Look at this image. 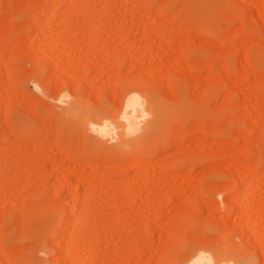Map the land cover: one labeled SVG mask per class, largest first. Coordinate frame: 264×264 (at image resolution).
<instances>
[{
  "label": "rangeland",
  "instance_id": "obj_1",
  "mask_svg": "<svg viewBox=\"0 0 264 264\" xmlns=\"http://www.w3.org/2000/svg\"><path fill=\"white\" fill-rule=\"evenodd\" d=\"M54 1L0 0V264H264V0Z\"/></svg>",
  "mask_w": 264,
  "mask_h": 264
},
{
  "label": "bare ground",
  "instance_id": "obj_2",
  "mask_svg": "<svg viewBox=\"0 0 264 264\" xmlns=\"http://www.w3.org/2000/svg\"><path fill=\"white\" fill-rule=\"evenodd\" d=\"M148 2V0H144V2L147 4V2ZM63 2V0H55L54 1V3L50 6V13H52L51 14V16L49 17V15H48V17H46V18H50L49 20L51 21V25L53 26V20H54V18H55V15H56V13L57 12H55V14H54V11L57 9V7H59L60 5H61V3ZM138 3V2H137ZM144 3V4H145ZM94 4V3H93ZM140 5H143V4H140ZM158 5H161L160 3H158ZM94 6V5H93ZM136 6H138V5H136ZM162 6V5H161ZM164 6H165V4H164ZM141 7H144V6H141ZM157 7V6H156ZM155 7V8H156ZM160 7V6H159ZM86 9V8H85ZM161 9V8H160ZM160 9H158V11L160 10ZM156 10V9H155ZM72 11V10H71ZM92 12V11H91ZM156 12H157V10H156ZM155 12V13H156ZM151 13V12H150ZM154 13V14H155ZM158 13V12H157ZM176 12H173V14H175ZM91 14V13H90ZM159 14V13H158ZM172 14V13H171ZM172 14V15H173ZM157 16V15H156ZM45 18V16H44V18L43 19H46ZM155 18H157V17H155ZM48 20V19H47ZM46 20V21H47ZM152 20H154V19H152ZM38 21H39V18H38ZM41 21H42V19H41ZM45 21V22H46ZM50 23V22H49ZM152 23V22H151ZM150 23V24H151ZM39 31H42L43 29H45L46 27H45V23L42 21L41 22V24H39ZM248 26H250V25H248ZM244 30V29H243ZM42 32H45V31H42ZM245 32V31H244ZM59 33H61V32H59ZM54 34H56V33H54ZM60 35V34H59ZM55 36V35H54ZM42 37V36H41ZM43 38H45V37H43ZM40 40L41 39H39V42H40ZM43 41V40H42ZM43 44V43H42ZM1 52H2V50H1ZM132 58V57H131ZM246 64V63H245ZM247 65V64H246ZM219 66V65H218ZM217 66V67H218ZM222 68V67H221ZM246 68V67H245ZM247 68H249V66L247 67ZM246 68V69H247ZM56 69V68H55ZM246 69L245 70H243L242 69V71H244V72H242V73H246L245 71H246ZM222 70V69H221ZM219 70L217 69V72H218ZM249 71H251L250 70V68H249ZM249 71H248V73H249ZM226 73V72H225ZM224 74V73H223ZM250 75V74H249ZM80 77H83V76H80ZM69 79V78H68ZM80 79H84V78H80ZM79 79V80H80ZM78 80V79H77ZM76 80V81H77ZM78 80V81H79ZM85 80H83V82H84ZM134 97V96H133ZM174 99V98H173ZM229 99H230V97H229ZM260 99V98H259ZM228 100V97H227V99H226V101ZM142 101V100H141ZM233 102V101H232ZM227 103H229V102H227ZM121 107V106H120ZM142 107H143V104H142V106H141V104L139 103V102H137V100H135V99H130L127 103H126V105H125V108H124V113H123V116H122V118H121V120L123 121V122H120V123H118V125L120 126V128H121V133H120V136L122 137L121 139H122V141H124L123 139H125L124 138V135H132V134H134V132H133V130L135 129H133V122H132V120H133V118L135 117V115L137 114V113H139L140 111H142ZM5 120V119H4ZM98 120V119H97ZM96 121V120H95ZM100 120H98V121H96L97 123H99L98 125H95L96 127H95V129H94V131L96 132V133H98L101 137H104V138H106V137H109V136H111L113 133H112V128L113 127H110V126H112V125H106L105 123H107L106 121H108V120H105V123H100L99 122ZM109 122V121H108ZM110 123V122H109ZM96 124V123H95ZM178 129V128H177ZM180 129V128H179ZM214 129H215V127H214ZM216 129H217V127H216ZM212 130V129H211ZM135 131V130H134ZM136 131H137V129H136ZM135 131V132H136ZM203 131H207V129H204ZM212 131H214V130H212ZM216 131V130H215ZM177 133V132H176ZM179 134V133H178ZM210 134H212V132L210 131ZM213 135H214V133H213ZM203 136V135H202ZM112 137V136H111ZM124 142H126V140L124 141ZM129 143V142H128ZM4 145V144H3ZM11 149V148H10ZM13 149H14V147H13ZM75 151V150H74ZM61 153V152H60ZM247 154V153H246ZM246 154H245V156H246ZM264 155V154H263ZM247 156H248V154H247ZM246 156V157H247ZM68 158V157H67ZM69 160V159H68ZM242 160H245V159H242ZM249 160V159H248ZM251 160V159H250ZM247 161V160H246ZM252 161V160H251ZM64 162H65V160H64ZM167 162H168V160H167ZM172 162V161H171ZM248 162H250V161H248ZM253 162V161H252ZM91 163V162H90ZM139 160H135L134 161V165H133V167L134 166H136V168H137V165H139ZM245 164H247V162L246 163H244L243 165H241L242 167L240 168V173H239V176L241 177V182L242 183H240V184H242V188H243V190L245 191L246 190V188H249V186H251L250 188H253V184H254V187L257 189L258 187H259V185L261 184V182H259V180H258V178H259V176H260V174H262V173H260L261 171L263 172V170H261V171H259V173L254 169L255 167H253V166H251V164H248V166L246 165L245 166ZM254 164V163H253ZM252 164V165H253ZM164 166H162V169H164V168H167L168 167V165H165V164H163ZM255 166V165H254ZM101 167V166H100ZM139 167V166H138ZM164 167V168H163ZM4 168V167H3ZM2 168V169H3ZM122 168V167H121ZM136 168H135V170H136ZM109 169V168H108ZM215 169H217V168H215ZM215 169L213 170V172H216L215 171ZM101 170V169H100ZM212 170V169H211ZM3 171V170H2ZM115 171V170H114ZM163 171V170H162ZM102 172V171H101ZM165 172V171H164ZM208 172H209V170H208ZM238 176V177H239ZM101 180V179H100ZM102 180H103V178H102ZM135 181V180H134ZM239 181H240V179H239ZM86 182H88V181H86ZM86 182H83V183H81V184H83L84 185V183H86ZM103 183V182H102ZM135 183H137V180H136V182H134V184ZM250 183H252L251 185H249L248 186V184H250ZM87 184H89V182L87 183ZM92 184V183H91ZM104 184H105V182H104ZM132 184V183H131ZM130 184V185H131ZM82 186V185H81ZM62 187V186H61ZM60 189H62V188H60ZM87 189V188H86ZM254 189V188H253ZM242 190V193L239 195L238 194V203H240L241 202V205L243 204V205H245V206H247V205H249L251 202H249L250 200H249V197L247 196V198H246V200H244V197H246L245 195H244V191ZM254 194V193H253ZM251 195V194H250ZM161 197L162 196H158V197H156V199L158 198V199H160V200H162L163 199V197H162V199H161ZM166 197V196H165ZM251 198V197H250ZM157 199V200H158ZM165 200H166V198H164ZM253 199V198H252ZM251 199V201H253ZM89 199H87V201H88ZM90 201V200H89ZM88 201V202H89ZM151 201H152V199H151ZM228 201V200H227ZM237 201V200H236ZM85 202H86V200H85ZM87 202V203H88ZM153 202H154V200H153ZM164 202V201H163ZM233 202V201H232ZM243 202V203H242ZM246 202H248L249 204H247ZM254 202V201H253ZM252 202V203H253ZM131 203V202H130ZM155 203H156V201H155ZM158 203V202H157ZM231 203V202H230ZM237 203V202H236ZM238 203L236 204V205H238ZM247 205H246V204ZM251 203V204H252ZM73 204V203H72ZM75 204V203H74ZM75 206V208H76V205H74ZM73 206V207H74ZM240 206V205H239ZM74 208V209H75ZM82 208H83V206H82ZM85 208V207H84ZM187 209V208H186ZM242 209V208H241ZM79 210V209H78ZM85 210V209H84ZM72 212H71V214H70V216H69V221H68V223L64 226V229H63V233H66L67 234V232L66 231H69L70 233H71V235L73 234V232L75 231V224H77V223H79V222H81L82 223V229H81V233H80V236H79V238H78V240H76L77 242L75 243V244H73V246H74V250H73V253H76L78 250H79V248H78V245H80V241H81V239H82V237L85 235V233H87V225H88V222L93 218V216L92 215H90V214H80L81 213V211H79V212H77V210L75 209V210H71ZM83 211V210H82ZM237 212V211H236ZM239 212V211H238ZM70 213V212H69ZM239 214V213H238ZM252 214H254V213H251V215ZM37 215V214H36ZM126 215H127V213H126ZM126 215H125V218H120V219H123V220H125L126 219ZM240 216V215H239ZM249 216V215H248ZM122 217H124V215L122 216ZM128 217V216H127ZM132 218V217H131ZM119 219V218H118ZM119 219V220H120ZM133 219V218H132ZM137 220V225L140 227V226H143V228H146L145 227V221H144V216H142V215H137L136 217H135V221ZM246 228H248V229H246L247 231H248V233L250 234V235H252V236H254L257 232L255 231V229H253V228H251V225H250V227L249 226H246ZM135 229H137V228H135ZM134 229V230H135ZM132 228L130 229V228H128L127 229V227H125L123 230H122V232L120 233V239L123 241V242H126V248H127V251L133 256L134 254H135V249L138 247V245L136 244V243H138V241H139V239H143V238H145V236H146V234H147V232L145 231V230H143L142 232H141V234H139V236H138V238H137V240H136V237H135V239H133L134 238V236H132L133 234V231H134ZM61 231V230H60ZM61 233V232H60ZM134 233H135V231H134ZM133 237V238H132ZM67 239V238H66ZM80 239V240H79ZM72 241V240H71ZM137 241V242H136ZM72 243V242H71ZM74 243V242H73ZM59 247H61V245L59 246ZM58 247V248H59ZM64 247V246H63ZM60 249V248H59ZM78 249V250H77ZM62 251L64 250V249H61ZM139 251V250H138ZM261 251H263V249L261 250ZM206 253V252H205ZM263 254H264V252H262ZM136 255V254H135ZM206 254H204L203 252H201V253H199V255H197L193 260H191L190 262H188L187 264H211L212 262H211V259H210V257H206L205 256ZM125 256V255H124ZM133 259V258H132ZM135 260V259H134ZM6 262V261H5ZM134 262V261H133ZM223 262L224 261H222V260H220V259H218L217 260V263L216 264H223ZM4 264V263H3ZM6 264H7V262H6Z\"/></svg>",
  "mask_w": 264,
  "mask_h": 264
}]
</instances>
